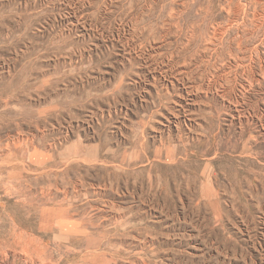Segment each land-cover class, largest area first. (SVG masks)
Here are the masks:
<instances>
[{
	"label": "rangeland",
	"instance_id": "rangeland-1",
	"mask_svg": "<svg viewBox=\"0 0 264 264\" xmlns=\"http://www.w3.org/2000/svg\"><path fill=\"white\" fill-rule=\"evenodd\" d=\"M0 264H264V0H0Z\"/></svg>",
	"mask_w": 264,
	"mask_h": 264
}]
</instances>
